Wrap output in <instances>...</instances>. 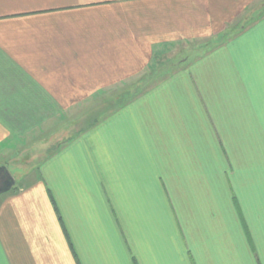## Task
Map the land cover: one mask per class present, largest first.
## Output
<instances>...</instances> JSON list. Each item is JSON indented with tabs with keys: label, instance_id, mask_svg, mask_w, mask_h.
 I'll return each mask as SVG.
<instances>
[{
	"label": "crops",
	"instance_id": "crops-1",
	"mask_svg": "<svg viewBox=\"0 0 264 264\" xmlns=\"http://www.w3.org/2000/svg\"><path fill=\"white\" fill-rule=\"evenodd\" d=\"M0 174V264H264V0H0Z\"/></svg>",
	"mask_w": 264,
	"mask_h": 264
},
{
	"label": "rangeland",
	"instance_id": "rangeland-1",
	"mask_svg": "<svg viewBox=\"0 0 264 264\" xmlns=\"http://www.w3.org/2000/svg\"><path fill=\"white\" fill-rule=\"evenodd\" d=\"M255 10H257V6L254 5L253 11H255ZM211 46H213V45H210V48H211ZM204 51H206V49H204V50L203 49L202 50H198L199 53H202ZM194 57H195V54H190V57L189 56H185V55L184 56H182V55L180 56L179 54H177V55H174L173 56L172 62L171 61H168V60L167 61H163V65L161 66L162 67L161 68V72L162 73L159 74L158 78L161 79L162 77H164L165 76L163 74L164 72H173V71H175L178 68V66H180V64L182 63V61L184 59H186V58H190L191 59V58H194ZM148 82L149 83L144 84L145 86L138 87V89L140 91H145L148 88H151V86L153 85V83L151 84L150 83L151 81H148ZM92 107H94V106H92ZM26 157L27 158H30L27 154L23 158H26ZM15 163H18V165H9L8 170L12 173V175L15 176L16 183L18 185L19 184V181L21 179V176L25 172H27L28 170H30L32 168V166H23V165H21V162H15ZM23 170H25L24 173H23Z\"/></svg>",
	"mask_w": 264,
	"mask_h": 264
},
{
	"label": "water",
	"instance_id": "water-1",
	"mask_svg": "<svg viewBox=\"0 0 264 264\" xmlns=\"http://www.w3.org/2000/svg\"><path fill=\"white\" fill-rule=\"evenodd\" d=\"M14 184L15 181L12 177L9 176L8 178H6V181H4L3 187L0 188V193L8 192Z\"/></svg>",
	"mask_w": 264,
	"mask_h": 264
},
{
	"label": "flooded vegetation",
	"instance_id": "flooded-vegetation-1",
	"mask_svg": "<svg viewBox=\"0 0 264 264\" xmlns=\"http://www.w3.org/2000/svg\"><path fill=\"white\" fill-rule=\"evenodd\" d=\"M5 178H6V176H5V175H3V174H0V185H1V186H3V183H4V181H6V179H5ZM1 186H0V187H1Z\"/></svg>",
	"mask_w": 264,
	"mask_h": 264
}]
</instances>
